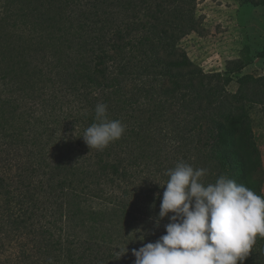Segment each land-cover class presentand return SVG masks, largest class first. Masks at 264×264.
Returning a JSON list of instances; mask_svg holds the SVG:
<instances>
[{"label": "trees", "instance_id": "1", "mask_svg": "<svg viewBox=\"0 0 264 264\" xmlns=\"http://www.w3.org/2000/svg\"><path fill=\"white\" fill-rule=\"evenodd\" d=\"M196 8L0 0V264H134L133 249L165 234L155 219L179 162L264 196L251 119L256 106L264 118V76L231 93L245 62L194 65L179 43L202 29ZM98 103L126 126L103 150L82 137ZM243 264H264V238Z\"/></svg>", "mask_w": 264, "mask_h": 264}, {"label": "clouds", "instance_id": "2", "mask_svg": "<svg viewBox=\"0 0 264 264\" xmlns=\"http://www.w3.org/2000/svg\"><path fill=\"white\" fill-rule=\"evenodd\" d=\"M95 121L82 136L90 149L103 150L126 130L108 118L104 103L96 105ZM206 174L185 162L168 170L155 227L166 217L169 223L155 242L132 250L134 264H243L249 257L264 238V196L226 175L206 184Z\"/></svg>", "mask_w": 264, "mask_h": 264}, {"label": "rangeland", "instance_id": "3", "mask_svg": "<svg viewBox=\"0 0 264 264\" xmlns=\"http://www.w3.org/2000/svg\"><path fill=\"white\" fill-rule=\"evenodd\" d=\"M196 16L201 21L200 33H192L179 43L194 65L212 74L224 73L230 61L245 62L242 73L233 74L227 85L231 93L238 90L241 76H264V5L256 7L243 0H197ZM251 119L264 168V118L260 107L252 109Z\"/></svg>", "mask_w": 264, "mask_h": 264}]
</instances>
